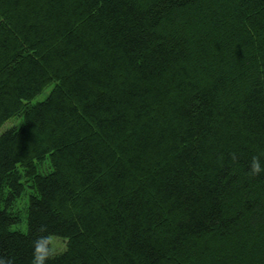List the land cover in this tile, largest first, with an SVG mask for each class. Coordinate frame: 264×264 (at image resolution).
Wrapping results in <instances>:
<instances>
[{
    "label": "trees",
    "instance_id": "obj_1",
    "mask_svg": "<svg viewBox=\"0 0 264 264\" xmlns=\"http://www.w3.org/2000/svg\"><path fill=\"white\" fill-rule=\"evenodd\" d=\"M13 117L5 264H264V0H0Z\"/></svg>",
    "mask_w": 264,
    "mask_h": 264
},
{
    "label": "clouds",
    "instance_id": "obj_2",
    "mask_svg": "<svg viewBox=\"0 0 264 264\" xmlns=\"http://www.w3.org/2000/svg\"><path fill=\"white\" fill-rule=\"evenodd\" d=\"M250 171L252 174H260L264 171V166L260 163V158L252 157L250 163ZM47 229L41 227L40 232L44 233ZM58 241L53 235L41 234L37 236L32 242V258L31 264H48L59 252L66 250L63 246H57ZM0 264H5L4 259L0 258Z\"/></svg>",
    "mask_w": 264,
    "mask_h": 264
},
{
    "label": "rangeland",
    "instance_id": "obj_3",
    "mask_svg": "<svg viewBox=\"0 0 264 264\" xmlns=\"http://www.w3.org/2000/svg\"><path fill=\"white\" fill-rule=\"evenodd\" d=\"M48 94V91H45L44 93H42L40 96H38L36 99H34L33 101H31L32 103H35L37 101H41L43 100ZM20 122V118L19 117H13V118H10L1 128H0V133H2L4 130L12 127V126H15V125H18ZM61 245L59 244L58 247H60Z\"/></svg>",
    "mask_w": 264,
    "mask_h": 264
}]
</instances>
